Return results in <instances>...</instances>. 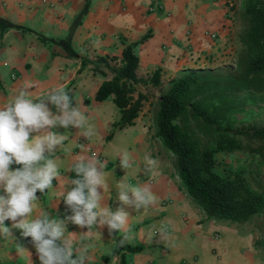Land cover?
Wrapping results in <instances>:
<instances>
[{
  "label": "crops",
  "instance_id": "1",
  "mask_svg": "<svg viewBox=\"0 0 264 264\" xmlns=\"http://www.w3.org/2000/svg\"><path fill=\"white\" fill-rule=\"evenodd\" d=\"M231 5L230 0H0V17L17 24H0V108L21 90L28 99L39 101L62 87L86 117L85 128L93 133L86 138L85 129H50L64 137L54 153H45L57 164L58 176L50 189L37 192V207L30 219L43 213L53 219L72 214L61 194L74 187L70 180L78 177L70 169L81 155L103 165L107 187L99 189L101 207L113 211L124 207L129 213L130 240L121 245L122 232L110 236L107 228L94 229L84 241L89 254L86 263L117 264L121 246L139 245L140 250L125 251L128 264H264L263 214L238 223L199 210L180 188L175 156L166 151L157 134L158 98L170 81L190 71L221 69L234 56L240 42L237 26H247L248 21H238ZM59 39L64 41L60 44ZM133 41L137 42L136 75L146 77L157 69L160 83L132 84L134 96L138 92L148 96L133 123L119 127L120 110L113 94L97 100L95 93L123 64L122 49ZM257 94L263 105L264 91ZM248 103L249 99L240 104L235 115L246 113ZM48 107L58 114L55 106L49 103ZM125 152L131 163L127 171L120 166ZM216 156L217 169H240L249 185L264 196V143L257 151L218 150ZM146 157L156 161L151 173L145 171ZM18 167L22 165L13 164L11 169ZM121 181L147 186L154 202L139 211L122 205L116 188ZM5 225L12 235L0 237V262L40 264L32 243L20 241L21 230L12 228L10 220ZM87 231L68 223L65 238L75 247ZM18 245L23 251H17Z\"/></svg>",
  "mask_w": 264,
  "mask_h": 264
},
{
  "label": "trees",
  "instance_id": "2",
  "mask_svg": "<svg viewBox=\"0 0 264 264\" xmlns=\"http://www.w3.org/2000/svg\"><path fill=\"white\" fill-rule=\"evenodd\" d=\"M84 12L83 9L74 20L68 36ZM244 15L248 25L239 36L243 47L236 70L223 74L190 71L172 79L158 98L156 120L157 134L164 148L175 156L179 186L186 198L209 217L238 223L259 213L264 218L263 193L249 185L241 170L217 169L220 161L216 151H257L264 143V125L239 127L233 126L231 120L240 104L248 99L254 101L256 92L264 91V0H247ZM0 24L17 26L1 17ZM58 41L61 44L64 39ZM136 43H125L121 55L123 64L114 69L113 77L104 80L95 93L97 100L113 94V101L120 110V120L116 123L119 127L133 123L142 101L148 96L142 92L134 96L132 84L160 83L157 69L146 77L136 75ZM252 140L258 144L252 146ZM20 241L31 242V238L22 237ZM120 249L123 251L117 264H128L125 251L140 250L141 246L127 245Z\"/></svg>",
  "mask_w": 264,
  "mask_h": 264
},
{
  "label": "clouds",
  "instance_id": "3",
  "mask_svg": "<svg viewBox=\"0 0 264 264\" xmlns=\"http://www.w3.org/2000/svg\"><path fill=\"white\" fill-rule=\"evenodd\" d=\"M55 106L54 115L48 104ZM87 121L78 106H73L70 96L62 87L54 88L39 101L27 98L21 90L14 100L0 108V237L12 235L5 221H12V228L21 230L23 238H31L40 264H86L89 260L88 240L96 228H107L109 235L122 232L121 245L130 240L126 224L129 213L124 207L113 211L101 207L102 195L106 190L103 165L93 157L81 155L72 165L77 174L70 180L71 190L61 195L71 215L64 219L50 218L47 213L31 218L37 207V192L44 193L52 187L58 176V166L46 157L55 152L64 137L50 131L57 126L85 129L83 136L93 133L85 128ZM37 133V135H31ZM145 171L151 173L156 161L146 157ZM13 164L22 165L15 170ZM120 166L126 171L131 168L127 153L120 156ZM118 199L122 205L134 207L137 211L147 208L154 197L147 186H130L118 182ZM131 194V195H129ZM72 223L87 228L82 233L78 246L65 238L66 226ZM163 239V234H161ZM17 251H23L19 245ZM75 255V258H73Z\"/></svg>",
  "mask_w": 264,
  "mask_h": 264
},
{
  "label": "rangeland",
  "instance_id": "4",
  "mask_svg": "<svg viewBox=\"0 0 264 264\" xmlns=\"http://www.w3.org/2000/svg\"><path fill=\"white\" fill-rule=\"evenodd\" d=\"M232 1V8H235V11L238 12V21L241 20V22L244 21V19L246 18V16L244 15V6L246 4L247 0H230ZM246 26H237V33L240 35L241 31L245 28ZM240 31V32H238ZM238 40V38H237ZM240 41V39H239ZM242 43L237 42V48L235 49V54H234V58L232 57L230 59L229 64H227L226 66H224L221 69L218 70H210V69H205L206 71H212L214 73H228V72H233L236 70V62L238 61V57H239V53L242 50ZM258 92H256V96H255V101H250L247 105V112L243 113V115H235L234 119L232 121V125L234 126H239V127H259L264 125V104L261 105V99H260V95L257 94ZM259 99V100H258ZM200 137L202 138L203 141H206L204 137H202L200 135ZM258 143L256 140H252L251 141V145L252 146H256ZM221 165L218 166V168H220ZM220 170V169H219Z\"/></svg>",
  "mask_w": 264,
  "mask_h": 264
}]
</instances>
